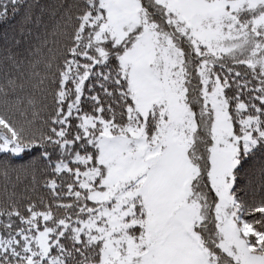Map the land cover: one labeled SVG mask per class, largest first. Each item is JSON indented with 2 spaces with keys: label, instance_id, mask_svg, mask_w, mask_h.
Listing matches in <instances>:
<instances>
[{
  "label": "snow or ice",
  "instance_id": "obj_1",
  "mask_svg": "<svg viewBox=\"0 0 264 264\" xmlns=\"http://www.w3.org/2000/svg\"><path fill=\"white\" fill-rule=\"evenodd\" d=\"M0 264H264V0H0Z\"/></svg>",
  "mask_w": 264,
  "mask_h": 264
}]
</instances>
